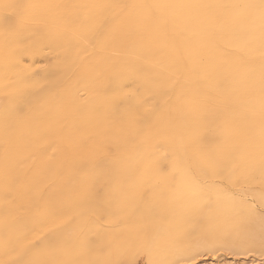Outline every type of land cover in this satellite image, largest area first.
<instances>
[{
    "label": "bare ground",
    "instance_id": "bare-ground-1",
    "mask_svg": "<svg viewBox=\"0 0 264 264\" xmlns=\"http://www.w3.org/2000/svg\"><path fill=\"white\" fill-rule=\"evenodd\" d=\"M119 1L62 0V3L56 5L57 0H39L30 9L31 13L34 12L35 14L37 12L38 15L32 14L36 18H47V20L49 18L53 20L56 17V13L58 12L57 14H59V11L69 10L72 14V20L78 21V13L81 9L94 8L96 11L92 10L96 13L85 20L82 30L84 32L83 35L89 40L90 44L93 42L102 44L103 47L108 45L111 48L114 45H119L123 50L139 55L145 61L150 63L157 62V64L164 63L170 71L182 78L188 79L190 74L200 71L201 79L197 84H176L174 82L176 78L172 81L168 78L169 75L166 76L163 73L162 69L157 70L146 63L140 64L130 59L117 61L118 65L116 66V64H112L116 60L102 55V53L95 55L96 58H94L92 63L90 61V64L87 63L88 65L85 66V74L83 75L85 76V81H82V78V80L75 82L70 86L68 92L59 91L60 81L67 68H69V63L71 61L75 63L77 61L76 58L81 56L78 55L79 49L74 45L75 40L68 37L69 35L65 32L62 34L67 35L66 37H59V33L54 32L53 29L51 31L49 27V30L47 28L46 30L44 28V30H38L25 26V23V25L21 24V19L16 14V0H0V167L4 169L0 170V264H16L17 261L22 260L20 259L21 251L27 241V235L24 234L26 231L24 229L26 228L35 231V234H32L41 242L45 241L46 257L49 262L61 261L68 255L71 247L73 248L82 240L81 250L76 252L79 258L82 257L81 264H111L109 259L111 252L125 249L129 250L127 251L130 259V262L126 261L131 263L132 258H130V255L133 249H146L145 245H142L144 244L142 234L144 231H149L144 221L151 216L145 210L139 213L140 211L135 209L138 204V201L132 197L135 193V188L134 186L132 187L128 179L137 175L127 176V179L122 183H116L115 169L116 167L123 168V161L102 162L97 161V159L95 165L93 164L96 182L92 184V192L87 194L84 193L85 189H82L81 192L79 191L80 185L75 190L73 188L76 186L72 188L68 181L62 182L65 172L70 177L72 170L70 168L68 173L67 165H64L67 157L63 154L64 151L61 149L62 154L56 153L59 150L53 151L52 136L57 129L58 122L63 119V117L61 120L59 118L69 110L68 105V109L63 108L61 105L62 101H64L63 99L71 98L72 91L78 86H83L89 94H95L101 89L104 90V93H97L101 94L100 97V94L98 95L99 101L97 103H85V105L96 104L95 106H87L81 110L72 111L75 114L74 123L86 124L91 135L102 137L104 136L101 135L103 130L115 125L116 111L111 108L114 100V91L116 88H120L128 79L142 85L153 98H158L163 104H167L164 111L160 112L162 114L156 113L157 109H150L152 106L147 108L145 115L151 118L150 123H152V133L149 135L153 134L156 142L161 143L163 146H168L174 152L173 163L184 176L192 178L194 184L191 186V181L188 182L185 178L178 181L177 187L179 189L183 188L186 192L185 195L181 194L179 198L181 207L178 210V214L174 212L173 215L163 219L164 227L168 226L171 231L173 227L178 229H173L170 236L172 240L174 237L184 239L191 235L188 230L190 226L187 228L190 223L187 217L190 207L197 204L199 205L197 206L198 208L204 209L202 200L196 202L195 199H191L187 194L190 188L197 190L192 189V193L200 191L199 194L203 192L202 195L204 196H214L213 194L220 196L229 195L231 192L234 193L230 188L228 193L227 186H220L225 182L219 183L220 181H217L214 176L216 174L211 177L201 174L197 169L200 164L212 169L229 156L232 160H239L242 163L240 172L246 182L256 184L264 179V91L262 88L254 86V82L259 75L257 64L254 65L247 61L250 54H253L256 49L264 47V0H227V2L223 0H130L132 5L128 12H123L118 8V6H121ZM108 3L115 7V13L120 11L117 14H120L117 21L115 16V22L113 21L114 24L112 25L108 24L105 19L106 6L110 7ZM141 12H143V19L138 24V36H135V32L132 33V31H135L133 24ZM30 19L34 20L36 24L38 23L33 17ZM54 22L50 23V25H53ZM41 24L45 25L43 22ZM46 26L48 25L43 27ZM65 27L66 24L64 25ZM100 28L108 29L109 32L105 33H110L111 35L109 42L104 41L107 39L106 37H104L106 39L103 38L104 40L99 37L98 30ZM68 30L66 29L67 33L69 32ZM5 31H10L11 35L15 36L14 38L18 36L19 39L17 37L14 42L7 43ZM79 34L81 35V33ZM106 36L108 37V34ZM138 39H141V42L137 43ZM85 43L87 45L88 41ZM35 45L40 49L43 46H50L51 49L54 47L56 64L54 63L55 65L48 68L49 70L43 75L42 79L40 78L41 80H38L39 82L29 84L30 80L28 82V78L32 76L30 75L32 73H30L31 68L28 67L29 69H26L27 65L25 68L23 66L25 64L22 63L25 57H33L32 52ZM77 45H80V42ZM81 45L84 46V43ZM36 49L35 52L38 50ZM51 51L53 52L54 50L52 49ZM91 51L89 54L91 53L92 55L94 50ZM46 52L48 53L49 51ZM113 52L115 53V51ZM84 60L83 62H85ZM30 61L33 62V60ZM45 62H47V59ZM74 66H70V68L72 69ZM79 68L81 69V67ZM77 70L79 71L78 68ZM106 73L108 74V80L104 81L102 76L106 75ZM67 77H70V75ZM224 87L229 89L228 91L233 96L235 104L238 105L226 106V112L222 115L219 114L221 112L219 104H227V100L230 97L228 93L222 94ZM28 91H31L30 95ZM51 93H55V99L53 97L52 99L46 98ZM5 94L10 96L8 104H4L1 100ZM35 99H43V104L45 105L31 104ZM64 103L66 102L64 101ZM179 104H183V110L187 113L186 119L183 116L174 114V111L180 106ZM130 106L124 105L127 108ZM127 108L123 109L127 110ZM138 114L137 112L135 115L137 116ZM125 121L123 122L125 123ZM61 122L66 123L64 121ZM210 123L214 126L221 124L223 127L218 144H210L208 142L210 139L209 132L213 128ZM64 124L60 123V125ZM129 125L131 127V124ZM99 138L97 137L96 142L100 141ZM114 139L109 140L104 136L103 142L108 143L110 141L111 144H116V139L113 142ZM151 140L153 139L151 138ZM78 141L80 140L78 139ZM75 142H77V139H75ZM78 146L80 147L81 145L79 144ZM75 149L76 147L73 148L76 152L77 150ZM81 151L83 152V150ZM69 152L70 150L68 154ZM115 153L118 154L119 151ZM81 155L83 156L84 153ZM97 156L100 157L99 155ZM70 157H67V159L69 158L68 160H70ZM74 158L72 157L71 159ZM82 159H80L81 163L79 164L86 168L89 160L85 161L86 157L82 162ZM142 160H144L143 166H145L148 162V157ZM230 166L232 165L230 164ZM104 168L109 169L101 172ZM65 178L67 179V177ZM233 180L235 181L233 183H236L235 176ZM53 181H58L60 184L55 186L52 183ZM227 184L225 183V185ZM98 185L104 186L103 194L98 193ZM81 186L84 187L83 185ZM86 187H88V184ZM220 187L224 189L219 190ZM254 197L264 205V195L256 192ZM125 202L128 203L127 208L124 207ZM158 208V206H152V209L156 211H158ZM131 211L138 213L137 215L139 216H129ZM220 211L224 214L220 215L222 218L219 217V220L230 222L227 226L229 232H220V234H224L227 241L231 239V242L237 243V247L243 253L244 251H252L254 246H258V243L255 245V241L251 239L255 227L260 221V216L257 212L248 209L247 214L242 217L233 216V210H228L226 215V212H223L222 209ZM121 223L123 224L121 225ZM262 223L264 222L258 223V226ZM214 228V232L219 231V226L215 225ZM262 233L264 235L263 231ZM131 235L136 236L138 242H134L132 238L131 240L128 239ZM162 235L163 232L159 235L160 238L157 239L159 241L154 243V246H156H152L150 252L142 260L143 264H166L165 262H168L169 258H166V260L162 259L166 255L162 256L160 249L157 247L162 244ZM257 235L254 234V236ZM104 236L106 239L102 241ZM208 237L211 238L210 236ZM262 238L264 240V236ZM171 239L167 245L174 252L170 258L172 262L169 264H176L177 260H192L197 256L196 250L185 247L177 248L173 245ZM260 240L259 237L257 241ZM203 242H205V238ZM222 242L224 243V241ZM222 242H217L216 240L213 245L214 243ZM181 243L184 242L182 241ZM208 244H210V241ZM263 246L261 247L260 245L261 248ZM175 255L176 257H174ZM116 264L126 263L121 258L118 261L116 260ZM223 264L231 263L227 261ZM243 264H264V258L253 259Z\"/></svg>",
    "mask_w": 264,
    "mask_h": 264
},
{
    "label": "rangeland",
    "instance_id": "rangeland-1",
    "mask_svg": "<svg viewBox=\"0 0 264 264\" xmlns=\"http://www.w3.org/2000/svg\"><path fill=\"white\" fill-rule=\"evenodd\" d=\"M33 1H36V0H23V1L22 0H16V4H15L16 14H17L18 18L21 19V20L19 19L20 23L21 24L25 23L26 24V25L24 24L25 26H28L30 28H36L38 30L39 29L42 30L43 28L45 30H46V28H47V30H49V28H50L52 31V29H53L54 32L56 31L57 34L59 33V35H58L59 37H66L67 35L62 34L65 32L66 34L69 35L68 37H71L75 40L74 45L76 48L79 49L78 55L79 56L81 55L80 57L76 58L77 61L75 60L76 61L75 63H74V61H71V63H69V65H68L69 68H67L66 73L64 74V76L62 77V79L60 81V84L58 87L59 91L68 92L70 86L72 84H74L75 82L82 80V78H83L82 81H85V76H83L85 74L84 73L85 69H86L85 66L92 63L94 58H96L95 55H97V54L99 55L102 53H103L102 55L108 56V57L116 60V62L112 63L113 65L116 64V66L118 65V62L120 60L130 59V60H133L134 62H137L140 64L146 63L150 67L155 68L157 70L162 69L163 73L166 76L169 75L168 78H170L172 81H173V79L176 78L174 80V82L176 84H180V83L181 84H190V83L197 84L201 79V72L200 71L190 74L188 79L182 78V77H179L178 75H176V73L170 71L165 66L164 63H158V64H157V62L156 63H152V62L150 63L148 61H145L139 55L132 54L128 51L123 50L119 45L118 46L114 45L113 48H111V46L105 45L103 47L102 44H97V43H93V42H92V44H90L89 40L85 37V35H83L84 32L82 30L84 28L83 26H84L85 20H87L88 18H91L96 13L95 12L96 10L94 8H84L85 10L81 9L80 12L78 13V16H79L78 21L72 20V14L69 10H63V11H59V14H57L58 12L56 13V17H54V19H53L55 22L52 20V18L48 17L49 18L48 20L49 21L51 20L49 22L47 20V18L46 19L36 18V16H33V15H38V14H37V12L35 14H34V12L31 13L30 8L34 5H36L39 0H37L36 2H33ZM63 1H65V0H63ZM223 1L227 2V0H223ZM32 2H33V4H31ZM60 3H62V0H60V1L57 0L56 5H59ZM120 4L122 7L124 6V8H122L121 6H118V8L121 9L123 12H128L131 5H132L130 0H125V1L120 0L119 5ZM109 6L110 7L106 6L105 19H106V22L108 24L110 23V25H112V24H114L113 21L115 19V16H116V21H117L119 15H120V14L119 15H117V14L120 11H116V13H115V9H114L115 7H112L110 4H109ZM110 8H113L114 10L113 9L110 10ZM92 9H94L95 11ZM29 13H31V14L28 15ZM142 15H143V12H141L138 15V17L135 19L136 22H134V24H133V29L135 31H132V33L135 32V34H136L135 36H138V31H139L138 24H140L141 20L143 19ZM29 16H30V18L33 17V19H35V21H37L38 23L36 24V22H34V20L30 19ZM28 19H29V21H28ZM108 19H109V21H108ZM46 20L48 23L46 22ZM41 22L45 23V25H48V26L43 27L45 25L41 24ZM52 22H54L53 25L52 24L50 25V23H52ZM64 23L66 24L65 28H64V25H65ZM72 24H73V26H72ZM66 29H69L68 30L69 32H72V31L73 32L67 33ZM104 30H107V31H104ZM77 32H78V34H76ZM105 32H109L107 28H100L98 30V35H99V37H102V40L107 38L104 41L109 42L111 39V35H110V33H105ZM79 33H81V35ZM4 34H5V38H6L5 40L9 44L14 42L15 39L18 37V36H16V38H14L15 36L13 37L11 35L10 31H5ZM106 34H108V37L106 36ZM101 35H103V36H101ZM104 37H106V38H104ZM80 38H82V39H80ZM18 39H19V37H18ZM87 41H88V43L86 45L85 42H87ZM79 42H80V45H77ZM138 42H141V39H138L137 43ZM83 43H84V46L81 45ZM88 45H92V46H89L90 47L89 48ZM80 46H81V49H80ZM95 46H97V47H95ZM34 47L37 48L38 50L36 49L37 51L35 52V48H33L34 50L32 49L33 52L32 51L31 52L33 53L32 54L33 57L32 56L30 58L25 57L23 59V63H22V64H25V65H23L25 68L27 65L26 69L31 68L30 73L31 72L32 73L30 75H32V76L30 78H28V82L30 80L29 84H35L36 82H39L38 80L42 79L43 75L45 73H47V71L49 70L48 68H51L52 65L56 64L55 63L56 62V53H55L54 47H52V49L54 50L53 52L51 51L52 49L50 46L49 47L43 46L41 49L36 45ZM100 47H102V48H100ZM98 48H100V49H98ZM105 48H107V49H105ZM111 49H113V50H111ZM41 50L42 51L44 50V51L42 52ZM90 50H92V51L94 50L92 55H91V53L89 54ZM46 51H49V52L47 53ZM106 51L107 52L111 51V52L107 53ZM113 51H115V53H117V55H115V53ZM119 51H121L122 53ZM38 52H39L40 56H39ZM43 53H45L46 55L45 54L43 55ZM52 53L53 54L55 53L54 56ZM86 53H87V57H86ZM83 54H85V55H83ZM109 54H110V56H109ZM50 55H52L53 57ZM42 57H44V58H42ZM84 57H85V60H84ZM31 58H33V59H31ZM78 58H80V59H78ZM82 58L85 62H83V60H81ZM117 58H119V59H117ZM29 59L33 60V62H31ZM46 59H47L48 63L45 62ZM87 59H88V61H87ZM247 61L250 63H253L254 65L257 64L258 71H259V75H258L259 78L257 77V79L255 80L254 86L256 88H260V89L262 88V90L264 91V81H263L264 80V47L256 49L253 52V54H250ZM74 64H76V66H74ZM34 66H35V68H34ZM70 66H74V67H72V69H71ZM79 67H81L82 70ZM77 68L79 69V71L77 70ZM71 70H72V72H70ZM74 71H75V73H74ZM69 72L73 73V74H70ZM41 73H42V75H41ZM69 75L71 78L67 77ZM73 75L76 77H74ZM80 76H81V78H80ZM66 77L70 80L71 83L69 82V80ZM102 79L104 81H107L108 80V74L107 73H106V75L104 74L102 76ZM234 82H236V80H234ZM62 84H64V85H62ZM61 86H62V88H61ZM67 87H68V89H67ZM120 88L118 87V88H116L117 91L116 90L114 91V96H113L114 100H113V104H111V108H113V110L116 111V116H117L116 117V123L113 127H109V128H107L101 132V135L106 136L109 140H111L112 138L113 139L115 138L116 144L112 143L113 144L112 145L110 141L108 143H104L103 142L104 136L101 137V136L91 135L88 132L89 128L86 126V124H83V123L75 124L74 123L75 122L74 121L75 114L72 111L73 110H81L87 106H95L96 104L85 105V103L86 102L97 103L99 101V97L101 96L100 93H104V90L101 89L102 92L100 90L97 91V93L100 92L99 93L100 95L97 93L89 94V93H87V90L83 86H78L72 91L71 98L63 99L66 103H64V101H62L61 105L63 106V108L68 109V107H69V110L66 112V114H64L63 116H61L59 118L61 120L63 117V119L61 121H64L66 123L64 124L63 122H61L59 120L60 122H58V125H60V123H62L64 125H60L59 127L57 125L56 128L58 130L56 129L55 131H57V132L54 131L53 136H52V139H53L52 140V142H53L52 148L54 147V150H53L54 152L59 150L58 151L59 153L56 152L57 154H62L63 153V152L61 153V149H62V151H64L63 154L65 156H67V157L71 156L70 160H68L69 158L67 159V157H66L65 164H64L65 166L67 165L66 168L68 170L67 171L68 173H69V169L71 168V170H72L71 171L72 174H70L71 178L65 172V176L63 178L64 180H62V182L68 181L72 188L74 186H76L75 188H73L75 190L80 185L79 191L81 192L82 189H85L86 191L83 190V191H85L84 192L85 194L92 192V190H91V188H93L92 184H95V182H96V178L94 176V174H95L94 173V169H95L94 165H95V162H97V161L110 162L112 160L113 161L114 160H120V161L124 162L123 168L120 169L119 167H116V169H115L116 170V183H118V182L122 183L123 181H125L127 179V176L128 177H131L133 175L138 176V177L136 176L134 178H129L128 181L131 183L132 187L134 186V188H135V190H134L135 193L132 196L133 198H135L136 201H138V204H137L135 209L139 210L140 211L139 213H141L142 210H145L146 212H149L148 214L152 217V218L150 217L148 219H145V221H144V224H146V226H148L147 228L149 230V231H144V233L142 234V237L144 238V241H143L144 244H142V245H145L146 249L145 250L140 249V248L133 249L131 251V255H130V258H132L131 263L127 262V261L130 262V259L128 258V251H129L128 249H125L123 251L113 250L112 251L113 253L111 252V254H110L112 256L109 255V259L111 260V262H110L111 264H116V260L118 261L121 258L124 259L126 264H143L142 260L145 258L146 254H148V252H150L151 247L154 246V243L156 241H159L157 239L160 238L159 235H161L162 232H163V235L161 237L162 244L160 243L161 246H157V247L160 249L162 256H164V255L167 256V257L165 256L162 259L166 260V258H169L168 262H165L166 264H169L170 262H172L170 258L173 255L174 250L172 248H169V246L167 244L169 243V241L171 239L170 236L172 235L173 229L176 230L177 227H173V229L171 231V229L168 228V226L167 227L163 226V219L168 218L169 216L173 215L174 212H177V214H178V210L181 207V204H180L181 201H179V198L181 197V194L185 195L186 192L184 191L183 188L179 189L177 187L178 181L182 178H185L186 181H188V182L191 181L190 183L192 186V185H194L193 179L184 176L182 174V172L179 169H177V167L173 163L174 162L173 161L174 156H175L174 152L168 146H166V145L163 146L161 143L156 142V139H155L153 134L149 135L152 133V123H150L151 118H149L145 115L146 110H148L147 108L152 106V107H150V109H153V110L157 109L155 112L162 114L160 112L164 111V109L166 108L165 105H167V104H163L162 101H160V99H158V98H153L142 85L136 84L135 82H133L130 79L126 80V82H124V84L121 85ZM228 90L229 89L225 88V87L222 90V94H227V93L230 94V97L227 100V104H219V109L221 111V112H219V114H222V115H224L226 112L225 111L226 106H237L238 105V104H235V102L232 98L233 96H231V93H229L230 91H228ZM28 92H29L28 94L30 95L31 91H28ZM77 94H78V97H77ZM98 95H99V97H98ZM48 96H49V98H48ZM52 97H53V99H55L54 98L55 93H53V94L51 93V94H48L46 96L47 99H52ZM95 97H97L98 99ZM134 97H136V98L134 99ZM139 97H141L142 99ZM143 97H144V99H143ZM137 98H139V100H137ZM93 99H94V101H93ZM1 100L4 104H8L10 101V96L8 94L7 95L5 94V95H3V98ZM77 100H80V101L77 102ZM33 102L31 104L37 103L36 105L41 106V104L44 103V100L43 99H41V100L35 99V101L33 100ZM44 105L45 104H43V106ZM67 105H68V107H67ZM124 105L125 106L131 105V106L127 108V107H124ZM179 105L180 106L176 110L177 112L174 111V114L178 115V116H183L184 119H186L187 113L183 110V104H179ZM70 107H71V109H70ZM123 108L124 109L127 108V110L128 109L129 110L127 111V110H124ZM132 109H133V112H132ZM124 111H125V113H123ZM137 112L139 114L136 116L135 114H137ZM132 113H135V114H132ZM181 113H182V115H181ZM142 114H144V115H142ZM133 115H135V116L133 117ZM130 117H132V118H130ZM126 119H128V120L125 121ZM123 121H125V123ZM129 124H131V127H129L130 126ZM134 124H136V125H134ZM123 125H124V127H123ZM210 125L212 126L213 124L210 123ZM59 128H61V129H59ZM61 130H63V131H61ZM222 132H223V127L221 126V124H217L215 126L213 125V128L209 132L210 139L208 140V142L210 144H218V142H220V137L222 135ZM56 133H57V135H56ZM97 137H100L99 142H96ZM151 138L153 140H151ZM75 139H77V142H75ZM78 139L80 141H78ZM115 139L113 140V142L115 141ZM57 140H59V141H57ZM56 142H57V144H56ZM60 142H61V144H60ZM69 142H75V143L71 144ZM64 144H68V145H64ZM79 144L81 145L80 147L78 146ZM159 144H161V145H159ZM70 146H71V148H70ZM42 147H45V146H42ZM75 147H76L75 150H77L76 152L73 150V148H75ZM125 148H127V149H125ZM68 149L70 150L71 154H70V152L68 154V151H69ZM71 149L73 150V152ZM81 150H83V152ZM94 150H95V153H94ZM120 150H121V152H120ZM118 151H119L118 154L115 153ZM74 152H75L76 156H75ZM41 153H43V151H41ZM72 153H73V156H72ZM80 153L81 154L84 153L83 156H85V157L83 158V156ZM97 155H99L100 157H98ZM120 155H121V157H120ZM81 156L83 159L81 158ZM123 156H125V157L123 158ZM72 157L73 158L75 157V158L71 159ZM86 157H87V159H86ZM146 157H148V162L145 166H143L144 160H142V159H145ZM111 158H113V159H111ZM80 159H82V162L85 159H86L85 161L89 160L88 161L89 164L87 163L86 168H84L83 166H80V164H79V163H81ZM106 159L109 161H107ZM74 160H75V162H73ZM141 160H142V162H141ZM30 161H32V160H30ZM172 163H173V165H172ZM230 164L232 166H230ZM70 165H72V166H70ZM241 166H242V163L239 160H232L229 156H227L226 159H223L222 162L219 163V165L213 167L212 169L207 167V166H204L203 164H200V166H197V169L201 174H204V175L209 176V177L213 176V174H216L214 176L216 177L217 181H220L219 183H222V182L228 183L227 185H225V183H224V184H221L220 186H227L228 187V193L232 189L235 194L233 192H231V194H229V195L226 194V195L215 196L216 194H213L214 196H212V195L204 196V195H202L203 192H201L199 194L200 191H198V193H195L197 191L196 189H193V188L189 189L187 194L190 196L191 199H195L196 202H198L199 200H202L204 209L198 208L197 206H199V205H197V204L193 205V207H190L188 210L189 213L187 216L190 220V223L188 224L187 228L190 226V228L188 230L190 231L191 235L187 238H184V239L174 237L173 240L171 239V241L173 242V245L176 246L177 248H184L185 247V248H192V249L196 250L197 256L195 258H193L192 260H189V259L182 260V261L177 260L176 264H181V262H183L182 264H223V263H226L227 261H229L231 264H243V263L249 262L253 259L264 258V254H263V252H264V250H263L264 249V246H263L264 240L262 238V236H264L262 233V231L264 232V230H263L264 229V223L259 224L260 227L258 226V223L264 222L263 221L264 220V205L261 202H259L256 197H254V194L256 192L264 195V179L262 182L260 181L259 183H256V184L246 182V180H244V176L240 172V170H242ZM108 169L109 168H104L101 170V172L106 171ZM110 169H112V168H110ZM137 169H139V170H137ZM0 170H4V169L0 167ZM170 170H172V171L170 172ZM188 172H192V171H188ZM118 174H120V175H118ZM234 176H235L236 183H233ZM65 177H67V179ZM123 177H124V179H123ZM79 178H81V179H79ZM77 179H78V181H77ZM85 180H87V181H85ZM163 181H164V183H163ZM75 182H77L76 184H78V185H76ZM160 182H162V183H160ZM52 183L55 184V186L57 184H60L58 181L57 182L53 181ZM85 184L86 185L88 184V187H86ZM142 184H143V186H142ZM81 185H83L84 187H82ZM80 187H82V188H80ZM103 187L104 186H101V185L97 186V190H98L99 194L104 193ZM229 188H230V190H229ZM192 189L196 190V191L194 193H192ZM220 189L223 190L224 188L220 187L219 190ZM101 190H102V192H101ZM177 190H179V192H177ZM243 190H245V191H243ZM83 191H82V193H83ZM236 194H238V195H236ZM223 196H224V198H222ZM221 200H222V202H221ZM125 203L126 204L124 205V207L127 208L128 203L127 202H125ZM152 206H158L159 207L158 211L152 209ZM227 206H230L231 208L227 207ZM232 207H234V208L232 209ZM221 209L223 212H226L225 215L227 214L228 210H233L232 211L233 216H242L243 217L247 214L248 209L254 210L255 212H257L259 214L260 221L257 223V225L255 227V231H254L253 235L251 236L252 241H255L254 242L255 245H257V243H258L257 247L254 246V248H252V251L251 250H249L248 252L244 251V253H243V251L239 247H237L238 246L237 243L231 242V239H228V241H227V239L224 237V234H220V232L228 233L229 230H228L227 226L230 224L229 221L219 220V217H221L224 214V213H221V211H220ZM137 214L138 213L131 211L129 216L137 217V216H139ZM155 214H156V216H155ZM123 216H126V215H123ZM261 219H263V220H261ZM122 224L123 223H121V225ZM215 225L219 226V228H218L219 231H217V232L213 231L215 229L214 228ZM24 230H26L24 234L27 235L26 236L27 241L24 244L25 247H23L22 251H21V258L20 259H22L23 261L19 260V262L17 261L16 264H19V263L20 264H41V263L42 264H81L82 257L79 258L78 255L76 254V252L81 250L83 240L76 244L78 246L75 245L73 248L71 247V250L68 253V255H66L61 261L49 262V260L46 257L45 241L43 240L41 242L39 239H37V237H34L33 234H35V231L27 229V228ZM170 232H171V234H170ZM213 232H214V234H213ZM201 233L204 235L201 236L202 235ZM208 233H211V234L208 235ZM205 234H206V236H205ZM212 234H213V236H211ZM254 234L255 235L258 234L257 236H259L262 241L261 240L257 241L259 239V237L254 236ZM31 235L33 238L31 237ZM208 236H210L211 238H209ZM219 237H220L221 241L219 240ZM254 237H256V238H254ZM30 238H32V239L30 240ZM131 238L134 239L133 240L134 242H138L136 239L137 238L136 236L131 235L128 237V239H130V240H131ZM204 238H205V242H203ZM28 239H29V241H28ZM105 239H106V237L104 236L102 238V241H104ZM206 239L208 242L206 241ZM181 240L184 243H181L182 242ZM213 240L214 241L217 240V242L224 241V243L223 242L222 243H214V245H213V242H214ZM209 241H210V244H208ZM259 244L261 245V247L263 246V248H261ZM25 250H27V251H25ZM32 250H33V252H31ZM241 251H242V253H241ZM41 256H42V259H41ZM23 257H24V259H23ZM26 257H27V259H25ZM29 257H30V259H29ZM174 257H176V255Z\"/></svg>",
    "mask_w": 264,
    "mask_h": 264
}]
</instances>
